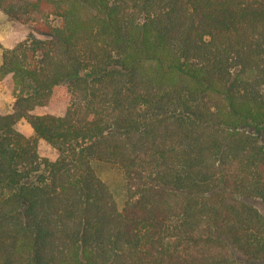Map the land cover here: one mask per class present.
<instances>
[{"label":"trees","instance_id":"16d2710c","mask_svg":"<svg viewBox=\"0 0 264 264\" xmlns=\"http://www.w3.org/2000/svg\"><path fill=\"white\" fill-rule=\"evenodd\" d=\"M0 12L29 29L0 41V264L264 262V0Z\"/></svg>","mask_w":264,"mask_h":264},{"label":"rangeland","instance_id":"374dc122","mask_svg":"<svg viewBox=\"0 0 264 264\" xmlns=\"http://www.w3.org/2000/svg\"><path fill=\"white\" fill-rule=\"evenodd\" d=\"M14 29H17L19 35L22 36L23 40L26 38L27 33L29 32V29L27 27L14 24L13 21H10L2 12H0V36H5V38H8L9 35L14 31ZM0 57H1V53H0ZM11 83L13 85V81ZM14 101H15V97H14ZM18 130L28 137L33 136L34 134L33 129L26 121H21L18 124ZM39 148L43 155H48L49 146L45 142H40ZM95 168L101 180L104 181L110 187L116 199L118 201L123 200L124 184H123L122 176L117 171V169L107 164H98L95 166ZM249 202L252 203V205H254L262 215H264V206L260 200L252 199ZM242 264H264V262L253 263V262L244 261Z\"/></svg>","mask_w":264,"mask_h":264},{"label":"crops","instance_id":"0c3cea01","mask_svg":"<svg viewBox=\"0 0 264 264\" xmlns=\"http://www.w3.org/2000/svg\"><path fill=\"white\" fill-rule=\"evenodd\" d=\"M5 39V36H0V41H3ZM11 82V79L5 82L0 80V113H9L13 108L14 97L13 85Z\"/></svg>","mask_w":264,"mask_h":264}]
</instances>
